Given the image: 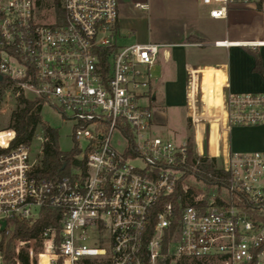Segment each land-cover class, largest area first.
<instances>
[{"label":"built area","instance_id":"2783aa9c","mask_svg":"<svg viewBox=\"0 0 264 264\" xmlns=\"http://www.w3.org/2000/svg\"><path fill=\"white\" fill-rule=\"evenodd\" d=\"M200 1L212 18H225L232 7L260 14L262 38L214 45L264 46V0ZM60 2L63 20L51 0L52 20L45 22L38 0H0L4 89L48 104L74 123L76 140H85L56 178L37 174L49 141L42 132L34 133L35 153L32 140L12 144L14 130L0 145V264H41L42 255L46 264H264V151L224 146L232 126L264 123V93L224 96L219 156L209 153L207 140L199 152L194 136L197 156L221 157L216 169L226 181L207 187L186 174V139L154 133L150 68L163 45L118 44V0ZM45 207L46 225L11 235L12 221L31 226Z\"/></svg>","mask_w":264,"mask_h":264},{"label":"rangeland","instance_id":"374dc122","mask_svg":"<svg viewBox=\"0 0 264 264\" xmlns=\"http://www.w3.org/2000/svg\"><path fill=\"white\" fill-rule=\"evenodd\" d=\"M38 1L39 13L44 19L42 21L51 22V0ZM134 2L143 3L146 7L136 8L133 5ZM203 6L200 0H118V23H120L121 29L120 33H118L117 43L120 45L130 44L140 40V38H145L151 42H156L162 37L173 39L180 36L183 31L187 32L189 29L195 30L196 32L198 31L197 34L204 36L207 40H212L218 36H224V31L227 27L226 24L222 22L215 24L209 20H203L199 14ZM235 11V22L238 23L236 31L246 34L252 32L250 35L253 37V35L256 34L255 38L257 39L263 37L259 29L260 24H258V21H260V14L257 9L250 6L238 8ZM229 26L233 25L229 24ZM205 45L207 46H198L190 49L191 61L195 62L198 60H217L224 58V48H216L209 44ZM158 70L159 68L156 64L150 68L152 83L158 79V77H155L158 75ZM185 78L186 84L188 85L189 77ZM161 91L164 93L163 102H152V108L156 119L154 133L167 136L175 142L181 141L183 138H185L187 142V138L190 137L194 140V135L196 134L195 136L197 137V134L200 133L201 139L199 141L200 143L197 141V149L199 152H203V143L206 146L207 140V147L210 153L209 137L207 138L208 133L214 136L215 139V155L210 154L219 156L221 151V140H223L226 134V127L222 119L219 117L218 120L216 119L211 123L205 121L203 113L194 115L195 113H192V110L188 111L187 104L183 99L181 84L170 86L163 81ZM167 91L171 94L172 100L169 99L170 96L169 98L166 97ZM225 99H227V95H225ZM170 100L172 102H169ZM16 106L17 98H15L10 91L3 89L0 96V138L3 136L5 130L11 129V113L15 110ZM41 106V120L56 130L57 145L61 151L70 152L75 147H84L85 140H76L73 136V122L66 119L48 104H42ZM196 110L197 112L202 110L200 95L197 97ZM188 112H190V116L194 118L195 124L186 116ZM36 131L37 134L41 133L39 126ZM30 145L32 153H35V151L39 149L40 141L37 138H33ZM206 155V157H209L208 154ZM220 160L221 157H219L216 162L220 163ZM184 180L196 187L204 186L201 181L189 175H185Z\"/></svg>","mask_w":264,"mask_h":264},{"label":"crops","instance_id":"0c3cea01","mask_svg":"<svg viewBox=\"0 0 264 264\" xmlns=\"http://www.w3.org/2000/svg\"><path fill=\"white\" fill-rule=\"evenodd\" d=\"M238 8L244 7H232L228 10L225 18L210 17L206 6H203L202 11L199 13L203 20H209L215 24L219 22L225 23L227 27L224 31V36L207 40L204 36L198 35V31L189 29L187 32L183 31L180 36L173 39L162 37L158 41L153 42L163 45L160 48L158 58L155 62L159 70L158 75L155 76L158 79L152 85L154 91L153 102H163L164 93L161 91L163 81L170 86L181 84L183 99L186 102L185 92L187 84L185 77H189V73H191L189 98L191 108L193 109L192 113H195L194 115L203 113L205 121L211 123L220 117L225 124V95L264 93V81L259 74L252 71L254 58L247 51V48L257 50L264 64V46L253 48L235 44H228L227 46L214 45L215 41L240 42L257 39L255 38L256 34L253 37L250 35L252 32L246 34L236 31L238 23L235 22V10ZM229 24L233 26H229ZM258 24H260L259 29L261 30V19L258 21ZM120 29L121 25L117 23L118 33H120ZM190 36L198 37L200 41L192 42L189 40ZM136 42L144 43L151 41L140 38ZM205 44L212 45L216 48H224V58L191 61L190 49L198 46H207ZM162 50H164V53H162ZM202 84L205 86V111L201 110L197 112L194 104L195 94L198 93L201 97ZM170 95L167 91L166 97L169 98ZM169 99L172 100V96ZM171 100L169 102H172ZM224 146L231 152L264 151V123L232 126L226 134Z\"/></svg>","mask_w":264,"mask_h":264},{"label":"trees","instance_id":"16d2710c","mask_svg":"<svg viewBox=\"0 0 264 264\" xmlns=\"http://www.w3.org/2000/svg\"><path fill=\"white\" fill-rule=\"evenodd\" d=\"M60 0H52V6L55 10L57 18L61 21L63 20V11L61 9ZM189 40L192 42H199L200 38L195 36H190ZM247 51L254 58V65L252 71L259 74L264 81V64L262 62L261 56L257 50L247 48ZM4 89V82H0V96ZM201 102L202 111H205V86L202 84L201 87ZM42 103L37 100H28L23 97H17V106L15 110L11 113V122L9 130H5L3 136L0 138V145L4 146L7 144L8 137L12 135L13 130L15 132L12 144L18 143H29L36 129L40 128L44 136L49 137V141L42 143L41 150L42 156L40 159V168L37 174L41 178H56L64 174V170L68 163L74 162L73 155L77 152L75 147L70 152H63L58 148L57 145V133L56 130L49 125L42 122L40 117V110ZM13 129V130H12ZM200 133L195 136V141L199 142L201 137ZM209 137V148L210 153L215 155V139L214 136L207 133V138ZM197 138V139H196ZM200 143V142H199ZM198 147V143H197ZM65 163V168L62 169V164ZM184 169L186 174L191 173L195 178L201 180L210 187L212 184H219L221 181L225 182L226 177L224 174L216 169V160L213 157H199L196 153V147L193 138H187V151ZM179 193V192H178ZM45 211V212H44ZM50 207L43 208L42 214L39 219L29 226L25 221H12V236H25L26 234L38 229L41 226L46 225L49 222L51 213ZM9 234H4L6 238ZM9 238V237H8ZM6 260H9L10 251L9 246H6Z\"/></svg>","mask_w":264,"mask_h":264},{"label":"bare ground","instance_id":"6f19581e","mask_svg":"<svg viewBox=\"0 0 264 264\" xmlns=\"http://www.w3.org/2000/svg\"><path fill=\"white\" fill-rule=\"evenodd\" d=\"M223 43H224V44H227L226 41H225V42L223 41ZM233 45H234V44H233ZM235 45H236V44H235ZM195 135H196V134H195ZM195 135H194V136H195ZM40 259H41V264H46V263H47V261H46V256L42 255Z\"/></svg>","mask_w":264,"mask_h":264},{"label":"water","instance_id":"95a60500","mask_svg":"<svg viewBox=\"0 0 264 264\" xmlns=\"http://www.w3.org/2000/svg\"><path fill=\"white\" fill-rule=\"evenodd\" d=\"M1 79H2V77H1V75H0V81H1ZM4 225H5V222H2V223H1V228H3Z\"/></svg>","mask_w":264,"mask_h":264},{"label":"flooded vegetation","instance_id":"af4514ba","mask_svg":"<svg viewBox=\"0 0 264 264\" xmlns=\"http://www.w3.org/2000/svg\"><path fill=\"white\" fill-rule=\"evenodd\" d=\"M153 100H154V95H153Z\"/></svg>","mask_w":264,"mask_h":264}]
</instances>
